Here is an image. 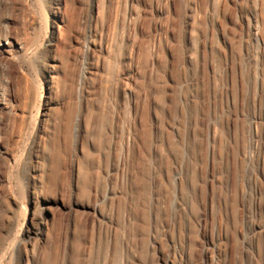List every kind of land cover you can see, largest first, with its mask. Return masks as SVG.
Returning a JSON list of instances; mask_svg holds the SVG:
<instances>
[{"label": "rangeland", "instance_id": "obj_1", "mask_svg": "<svg viewBox=\"0 0 264 264\" xmlns=\"http://www.w3.org/2000/svg\"><path fill=\"white\" fill-rule=\"evenodd\" d=\"M3 24L0 264H264V0H0Z\"/></svg>", "mask_w": 264, "mask_h": 264}, {"label": "bare ground", "instance_id": "obj_2", "mask_svg": "<svg viewBox=\"0 0 264 264\" xmlns=\"http://www.w3.org/2000/svg\"><path fill=\"white\" fill-rule=\"evenodd\" d=\"M62 14H63V8L58 7L55 10V7H53V2H52V6L50 8V16H51L52 28H54V30H55V25L57 26L58 21L63 22ZM2 26H3V30L2 29L0 30V45L3 42L4 43L7 42L6 37L3 36V33L4 34L6 33L5 24H3ZM256 26L258 27L259 25H256ZM256 26H255V30L257 33V27ZM53 34H55V32ZM47 45L51 47L52 41L47 42ZM47 45H46V47H47ZM50 52H51V50H50ZM44 72L49 77V72L47 71V66H45ZM44 123H45V117L42 118V125H41V123L39 124V128L37 130L38 134L35 136L34 143L37 142V140H39L38 139L39 135L44 131V128H43ZM30 173L32 175L31 177L33 179H35L34 176L36 174V171L33 169ZM32 196L34 199L36 198V195L33 192H32ZM53 204H55V203L50 199H46V198L42 199L41 200V218L39 220V223L37 224V227L32 229V230L28 229L27 231L23 232V234H22V236H23L22 241L25 244H27V246L30 249H32L33 251L41 248L43 245V242L45 241V237L47 235V232H46L47 222L50 219L51 214L53 212V209H54ZM83 209L86 211H89V206H84ZM71 210H73V209L71 208ZM113 235L115 237V234H113Z\"/></svg>", "mask_w": 264, "mask_h": 264}]
</instances>
